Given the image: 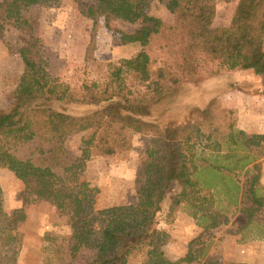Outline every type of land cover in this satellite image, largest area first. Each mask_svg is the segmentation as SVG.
I'll return each instance as SVG.
<instances>
[{
	"label": "trees",
	"instance_id": "trees-1",
	"mask_svg": "<svg viewBox=\"0 0 264 264\" xmlns=\"http://www.w3.org/2000/svg\"><path fill=\"white\" fill-rule=\"evenodd\" d=\"M59 1L0 2L4 21L24 35L19 50L23 73L7 109L0 110V168L23 183L24 203L31 198L53 205L70 227V256L83 248L94 251L87 264H129L138 257L140 264L193 262L189 253L169 260L162 249L168 235L156 227L161 203L174 183L180 191L171 198L168 215L182 212L204 224V230L214 229L222 216L218 202L224 201L226 212L238 210L245 216L241 230L264 241V134L247 135L237 127L234 113L216 100L182 123L147 120L181 82L236 71L264 77V0H237L223 27L213 26L210 0H86L91 3L84 14L89 19L104 15L139 22V29L122 33L120 40L141 49L105 79L75 83L47 70L36 36L39 7ZM154 6L167 11L169 22L147 13ZM91 34L86 60L95 29ZM54 103L92 111L72 115ZM127 131L149 137L134 174L136 201L96 210L98 191L86 178V163L125 152ZM76 136H81L79 155L67 146ZM241 172L250 175L244 185L237 179ZM24 218L21 209L10 215L0 211L5 246H18L20 236L13 231ZM202 264L212 263L206 259Z\"/></svg>",
	"mask_w": 264,
	"mask_h": 264
},
{
	"label": "rangeland",
	"instance_id": "rangeland-1",
	"mask_svg": "<svg viewBox=\"0 0 264 264\" xmlns=\"http://www.w3.org/2000/svg\"><path fill=\"white\" fill-rule=\"evenodd\" d=\"M210 2L215 6L213 26H226L237 0ZM90 5L86 0H60L55 5L44 4L36 10L40 14L36 29L40 54L47 70L64 82L103 80L123 59L132 58L141 49L137 44H123L120 40L122 33L132 34L139 29V22L130 24L104 15L89 19L84 14ZM147 13L162 22L170 20L167 11L160 6L148 9ZM93 29L94 46L86 60ZM23 45L24 35L4 21L0 10V110L7 109L23 73L19 55ZM212 100H216L221 108L232 111L237 127L252 135L254 133L249 131L254 128V119L259 116L264 121V77L252 71H236L223 72L215 77L203 74L192 82H181L153 108L147 120L161 125L182 123L188 120L190 113L202 110ZM53 106L72 115H85L92 111L91 107L77 104L54 103ZM126 135L128 149L125 152L94 158L86 163V178L98 191L96 210L136 201L134 174L138 156L149 137L130 131ZM80 140L81 136L69 139L67 146L72 154L79 155ZM249 177V174L241 172L237 179L244 185ZM23 191V183L8 170L0 168V211L10 215L21 209L25 217L13 231V235L20 236L18 246L14 243L11 247L5 246L3 237H0V264H87L94 251L83 248L72 258L67 250L70 227L50 203L31 198L24 203ZM179 191L174 183L156 217V227L171 233L167 234L162 246L169 260H178L189 253L194 257L189 264H202L206 259L212 264H264V241L254 239L248 229L241 230L245 216L238 210L226 212L224 201L218 202L222 216L219 226L214 229L204 230L203 223L198 225L182 212L168 215L171 198ZM13 249L17 252L11 257ZM129 264H140V258Z\"/></svg>",
	"mask_w": 264,
	"mask_h": 264
},
{
	"label": "crops",
	"instance_id": "crops-1",
	"mask_svg": "<svg viewBox=\"0 0 264 264\" xmlns=\"http://www.w3.org/2000/svg\"><path fill=\"white\" fill-rule=\"evenodd\" d=\"M253 122H254V126H253L254 128L250 131L249 130L247 131H249L250 133H254V134H264V121H262V118L258 116L256 117V119H254ZM242 130L244 131L245 129L242 128ZM261 176H262V181L260 182L264 187V158L261 161ZM261 176H260V180H261ZM167 234H171V233L168 231Z\"/></svg>",
	"mask_w": 264,
	"mask_h": 264
}]
</instances>
